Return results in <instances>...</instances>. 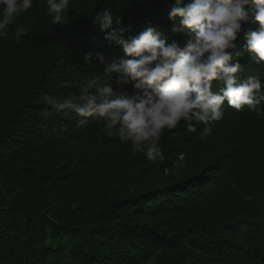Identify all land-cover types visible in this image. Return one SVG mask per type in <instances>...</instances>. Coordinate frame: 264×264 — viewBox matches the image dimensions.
Masks as SVG:
<instances>
[{"label": "trees", "instance_id": "16d2710c", "mask_svg": "<svg viewBox=\"0 0 264 264\" xmlns=\"http://www.w3.org/2000/svg\"><path fill=\"white\" fill-rule=\"evenodd\" d=\"M0 264H264V0H0Z\"/></svg>", "mask_w": 264, "mask_h": 264}]
</instances>
